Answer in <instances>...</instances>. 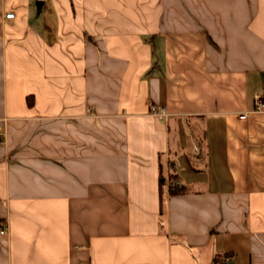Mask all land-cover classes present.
I'll return each instance as SVG.
<instances>
[{
    "label": "crops",
    "instance_id": "0c3cea01",
    "mask_svg": "<svg viewBox=\"0 0 264 264\" xmlns=\"http://www.w3.org/2000/svg\"><path fill=\"white\" fill-rule=\"evenodd\" d=\"M37 1L0 0V264H264V0Z\"/></svg>",
    "mask_w": 264,
    "mask_h": 264
},
{
    "label": "built area",
    "instance_id": "2783aa9c",
    "mask_svg": "<svg viewBox=\"0 0 264 264\" xmlns=\"http://www.w3.org/2000/svg\"><path fill=\"white\" fill-rule=\"evenodd\" d=\"M7 18H14L15 14L13 12H8L5 15ZM160 111V108L153 106V110H157ZM256 109L259 111L264 110V100H262L260 97L256 98ZM161 112V111H160ZM163 113V112H162ZM163 115H165L163 113ZM165 180L167 181L168 187L169 188H175V187H180L182 186V184H180L178 181L174 180L171 178L170 174L166 175ZM7 226L5 228H3L0 233L4 234L6 232ZM220 264H235L233 262L232 257L230 256H226L221 262Z\"/></svg>",
    "mask_w": 264,
    "mask_h": 264
},
{
    "label": "trees",
    "instance_id": "16d2710c",
    "mask_svg": "<svg viewBox=\"0 0 264 264\" xmlns=\"http://www.w3.org/2000/svg\"><path fill=\"white\" fill-rule=\"evenodd\" d=\"M31 103V102H30ZM174 166V163L173 162H171V167H173ZM170 175H171V177H172V179H176L177 178V173H176V171H175V169L174 168H172V170H171V172H170ZM164 179H165V177H164ZM183 185L182 186H180V187H175V188H170V192H175V191H180V190H182L183 189ZM218 260H217V262H218V264H220V262L223 260V259H221V258H217Z\"/></svg>",
    "mask_w": 264,
    "mask_h": 264
},
{
    "label": "water",
    "instance_id": "95a60500",
    "mask_svg": "<svg viewBox=\"0 0 264 264\" xmlns=\"http://www.w3.org/2000/svg\"><path fill=\"white\" fill-rule=\"evenodd\" d=\"M36 5H37V9L41 10L42 5H43V1L42 0L37 1Z\"/></svg>",
    "mask_w": 264,
    "mask_h": 264
},
{
    "label": "rangeland",
    "instance_id": "374dc122",
    "mask_svg": "<svg viewBox=\"0 0 264 264\" xmlns=\"http://www.w3.org/2000/svg\"><path fill=\"white\" fill-rule=\"evenodd\" d=\"M152 108H153V106H152ZM172 132H173V130H172ZM171 176V175H170ZM172 178V177H171Z\"/></svg>",
    "mask_w": 264,
    "mask_h": 264
}]
</instances>
